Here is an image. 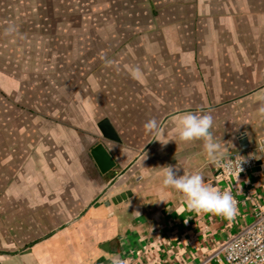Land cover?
<instances>
[{"label": "crops", "instance_id": "obj_1", "mask_svg": "<svg viewBox=\"0 0 264 264\" xmlns=\"http://www.w3.org/2000/svg\"><path fill=\"white\" fill-rule=\"evenodd\" d=\"M97 2L101 10H130V40L121 38L126 54L111 60L116 81L85 86L93 102L76 99L70 112L60 71L72 55L55 56L54 46L45 57L22 54L28 72L0 81V264H111L112 257L124 264H196L264 210V0ZM49 14L36 27L49 32ZM42 58L60 62L58 74L40 66ZM86 72L80 77L91 82ZM32 92L39 97L22 103ZM8 97L15 104L9 117ZM190 111L213 117L210 131L226 159L251 156L254 163L224 174L202 140L162 144ZM103 118L120 141L102 137ZM153 118L163 133L155 139L143 127ZM97 142L116 161L105 174L89 155ZM165 164L176 166L177 175L200 171L206 184L230 191L234 217L187 210L182 194L161 184ZM125 190L130 195L122 202L103 204Z\"/></svg>", "mask_w": 264, "mask_h": 264}, {"label": "rangeland", "instance_id": "obj_2", "mask_svg": "<svg viewBox=\"0 0 264 264\" xmlns=\"http://www.w3.org/2000/svg\"><path fill=\"white\" fill-rule=\"evenodd\" d=\"M96 3H98L97 0H95V4L94 0H0V81L5 80L4 77L7 75L18 77L19 74L28 72L29 62H26L28 57L21 60L22 54H32L35 50L45 57L47 51L52 49L51 46H54L53 54L55 56L61 53L72 55V58L66 64L67 68L60 71V78H65L64 80L60 79V83L65 81L66 93L69 91V94L64 93L66 94L64 98L67 103H70V112L72 113L75 109L76 99L90 97L93 102L94 94L83 93L85 86L98 88L116 81L113 76L117 72V67L111 60L115 55L126 54L124 48L118 46L121 43L119 42L121 38L130 40V10H111V8L101 10ZM38 10H45V15L50 12L48 15L50 21L48 22L51 24L52 32H50L51 28L47 32L46 30L42 31L40 27H36L44 18L42 11ZM62 18L71 25H64L65 22H61ZM101 20L102 27L100 29L97 23ZM118 26L120 28L124 27L123 30ZM96 27L97 29H95ZM50 38L53 39L51 43L48 41ZM70 43L71 46H69ZM74 55H80L86 61L85 64H88L80 66L74 59ZM42 60L45 61L44 58ZM100 60H103L102 64H99ZM59 63H46L45 61L39 65L44 66L46 70H56L55 74H58L57 67ZM81 67L86 68L88 73L90 72L94 77L91 82L80 77L87 73L85 69L84 72L80 71ZM99 68L102 69L103 73L102 71L101 73L98 72ZM112 70L115 72L110 73ZM118 76L121 77L122 75L119 74ZM55 79L58 81L57 76ZM38 80L40 86H42L40 83L42 79L39 78ZM82 80L83 82H81ZM99 93H97L98 99L105 100L104 95ZM26 96L23 101L21 100L22 103L29 104L39 97L36 92L27 93ZM7 101L5 113L9 117L12 111L11 108L15 104L12 102L13 98L11 97H8ZM2 109L4 110L5 106H0L1 112Z\"/></svg>", "mask_w": 264, "mask_h": 264}, {"label": "clouds", "instance_id": "obj_3", "mask_svg": "<svg viewBox=\"0 0 264 264\" xmlns=\"http://www.w3.org/2000/svg\"><path fill=\"white\" fill-rule=\"evenodd\" d=\"M213 126V117L207 113L186 112L178 117L175 122L173 133L164 140H159L162 144L168 141L190 142L195 140L203 141V148L209 161L220 163L225 160V167L231 169L232 162L227 160L222 150V145L213 137L210 129ZM146 133L151 134L153 139L160 132V126L156 119L147 120L144 125ZM241 161L236 162L237 174L242 171ZM176 166L161 165L158 175L161 184L165 189H172L181 193L187 210L196 213H211L232 219L236 214V202L230 191H222L204 182V177L200 171L190 174L177 175ZM158 201H164L163 196ZM111 264H124L119 257H112Z\"/></svg>", "mask_w": 264, "mask_h": 264}, {"label": "built area", "instance_id": "obj_4", "mask_svg": "<svg viewBox=\"0 0 264 264\" xmlns=\"http://www.w3.org/2000/svg\"><path fill=\"white\" fill-rule=\"evenodd\" d=\"M227 160L232 162L233 167L231 169L225 167V160L220 162L219 168L224 174L237 173L236 162L239 160H242V171L239 173L254 163L251 156L247 158L233 156ZM217 252H220L222 257L217 256ZM212 256L214 261H211ZM196 264H264V210L257 211L252 222L241 226L235 234L218 244L213 255Z\"/></svg>", "mask_w": 264, "mask_h": 264}, {"label": "water", "instance_id": "obj_5", "mask_svg": "<svg viewBox=\"0 0 264 264\" xmlns=\"http://www.w3.org/2000/svg\"><path fill=\"white\" fill-rule=\"evenodd\" d=\"M97 126L103 138L116 142L120 141L115 129L111 126L108 119L103 118L98 122ZM243 135V133L239 134L240 137H242ZM247 145V143L245 145L243 144V147ZM89 155L98 168L99 172L102 174L107 173L116 165L115 159L102 142H97L96 144H94L89 150ZM127 195H130L129 190L119 192L105 200L103 204H117L125 200Z\"/></svg>", "mask_w": 264, "mask_h": 264}]
</instances>
